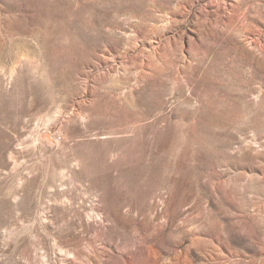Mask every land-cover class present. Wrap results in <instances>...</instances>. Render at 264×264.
<instances>
[{
    "label": "rangeland",
    "instance_id": "1",
    "mask_svg": "<svg viewBox=\"0 0 264 264\" xmlns=\"http://www.w3.org/2000/svg\"><path fill=\"white\" fill-rule=\"evenodd\" d=\"M0 264H264V0H0Z\"/></svg>",
    "mask_w": 264,
    "mask_h": 264
}]
</instances>
